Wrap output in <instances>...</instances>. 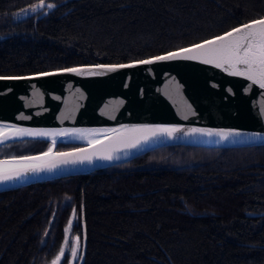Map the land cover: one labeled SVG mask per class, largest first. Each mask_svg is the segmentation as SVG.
Wrapping results in <instances>:
<instances>
[{
	"label": "trees",
	"instance_id": "trees-1",
	"mask_svg": "<svg viewBox=\"0 0 264 264\" xmlns=\"http://www.w3.org/2000/svg\"><path fill=\"white\" fill-rule=\"evenodd\" d=\"M39 3L0 0V76L141 61L264 18V0ZM50 146L9 143L0 160ZM76 147L60 143L57 151ZM73 216L72 234H87L78 264H264V145L166 146L0 192V264L49 263Z\"/></svg>",
	"mask_w": 264,
	"mask_h": 264
},
{
	"label": "water",
	"instance_id": "water-1",
	"mask_svg": "<svg viewBox=\"0 0 264 264\" xmlns=\"http://www.w3.org/2000/svg\"><path fill=\"white\" fill-rule=\"evenodd\" d=\"M97 65L134 66L108 71ZM73 68L95 74L86 71L80 75L62 69L45 72L51 75L0 76V127L6 129V138L0 139V147L22 140H45L51 143L52 149L51 156L45 159L57 161L51 171L27 172L0 181V192L91 174L166 146L238 148L264 145V89L244 76H233L214 64L186 59ZM145 126L177 127L181 131L172 136L130 131ZM18 128L61 134L53 145L45 136L15 135ZM192 129L231 131L239 135L222 140L218 136L193 134ZM66 132L69 134L63 135ZM78 135L93 140L96 137L100 143L65 141ZM60 143L78 147L60 152L57 151ZM77 149H84L81 155L89 156L91 160L58 162V153H71ZM106 154L114 158L103 159ZM16 159L0 160L10 162L1 167L15 168L12 162ZM82 242L84 253L87 246L85 229Z\"/></svg>",
	"mask_w": 264,
	"mask_h": 264
},
{
	"label": "snow or ice",
	"instance_id": "snow-or-ice-1",
	"mask_svg": "<svg viewBox=\"0 0 264 264\" xmlns=\"http://www.w3.org/2000/svg\"><path fill=\"white\" fill-rule=\"evenodd\" d=\"M52 8L55 5L45 4V0H40L38 8L44 7ZM36 11L37 8H33ZM174 59H186V60H200L204 64H214L217 68H222L224 71L229 72L233 76H244L249 81L259 85L261 89H264V18L253 20L247 24H243L239 27L232 29L221 36H216L211 40H205L199 44H195L190 48L180 49L176 52H169L166 55L156 56L152 59L139 61L141 64H151L155 61L162 60H174ZM134 65H97V68L107 69L108 71H115L117 67H132ZM67 72H75L83 75L87 71L88 74H95L90 70L80 68H68ZM44 75H51V73H45ZM2 79V77H0ZM187 118V117H185ZM79 132V130H75ZM132 132H139L145 134H151L155 136L157 133L167 134L172 136L174 133L181 131L177 127H140L131 129ZM191 133H201L207 136H218L222 140H227L230 136L239 135L231 131H213L205 129H192ZM61 133H57L60 135ZM69 133H63L68 135ZM15 135H36L47 136L51 133L47 132H33L28 129L18 128L15 131ZM6 138V134L3 129L0 128V139ZM147 139V136H145ZM53 145L55 140L52 141ZM95 143L99 144L97 140ZM132 146H135L134 144ZM84 149H77L71 153H58V162L63 164L83 162V160H91L89 156L81 155L84 153ZM52 149L43 153L42 156H22L14 160L12 163L16 165L13 169H5L0 167V181L10 180L14 176L26 174L27 172H39L45 169L51 171L57 166L56 160H46L51 156ZM103 159L112 160L114 157L111 154H106ZM8 163L6 161H0V165ZM76 245L79 247V237H76ZM63 255V253H61ZM77 255L76 248L72 250V256ZM59 259V257H58ZM55 264V261L53 262Z\"/></svg>",
	"mask_w": 264,
	"mask_h": 264
},
{
	"label": "rangeland",
	"instance_id": "rangeland-1",
	"mask_svg": "<svg viewBox=\"0 0 264 264\" xmlns=\"http://www.w3.org/2000/svg\"><path fill=\"white\" fill-rule=\"evenodd\" d=\"M74 223H75V218L73 216L69 222L68 227L66 228V237H65V241L61 247L60 252L53 260H51L47 264H53L54 261H55V264H78L79 263L81 254H82L83 244H82V239L80 235L72 234ZM76 237H79V247H77L76 245ZM73 248H76V252H77V255L75 257L72 256ZM61 253H63V255H61Z\"/></svg>",
	"mask_w": 264,
	"mask_h": 264
},
{
	"label": "bare ground",
	"instance_id": "bare-ground-1",
	"mask_svg": "<svg viewBox=\"0 0 264 264\" xmlns=\"http://www.w3.org/2000/svg\"><path fill=\"white\" fill-rule=\"evenodd\" d=\"M1 128V127H0ZM3 129V132H5L6 129L2 128ZM46 138L50 139L51 141L55 140V143L58 141V135H47L45 136ZM94 138H91V137H86V136H82V135H78V136H73V137H70L68 139H66L65 141H79V142H93V141H96V137H95V140H93ZM8 162V161H6ZM10 162L8 163H5L3 165H0L1 166H4L6 164H9Z\"/></svg>",
	"mask_w": 264,
	"mask_h": 264
}]
</instances>
